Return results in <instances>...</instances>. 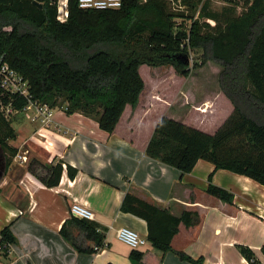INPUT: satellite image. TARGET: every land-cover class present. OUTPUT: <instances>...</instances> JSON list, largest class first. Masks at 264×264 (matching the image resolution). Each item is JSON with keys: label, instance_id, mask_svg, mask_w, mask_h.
Segmentation results:
<instances>
[{"label": "trees", "instance_id": "trees-1", "mask_svg": "<svg viewBox=\"0 0 264 264\" xmlns=\"http://www.w3.org/2000/svg\"><path fill=\"white\" fill-rule=\"evenodd\" d=\"M213 3L122 0L118 9L99 10L82 9L79 0H68L69 16L61 22L58 0H0V64L23 78L34 101L64 109L68 115L82 114L112 135L127 106L137 107L145 91L142 66H173L189 78L190 67L177 58L198 51L195 69L208 62L221 67L219 86L232 103L233 113L213 135L163 117L146 155L184 175L193 172L200 160L207 161L215 171L227 170L264 186V0H243L245 8L240 14L239 2L221 13L213 9ZM8 106L21 113L28 100L0 86L1 171H7L19 153L11 145L17 133L12 117L3 110ZM29 170L36 176L38 171L47 172L41 181L49 188L58 186L63 174L61 164L44 166L37 161ZM68 171L74 179L77 170L69 167ZM209 181V196L234 203L233 194L215 186L212 176ZM121 211L145 221L148 242L165 254L174 251L172 242L182 224L199 223L197 212L176 217L131 193ZM106 233L98 223L74 216L61 230L77 252L88 254L104 247ZM1 243H16L9 227L2 231ZM241 252L251 264H260L249 249ZM178 255L192 264H204L203 259ZM143 257L137 250L131 254L134 264H142Z\"/></svg>", "mask_w": 264, "mask_h": 264}, {"label": "crops", "instance_id": "crops-1", "mask_svg": "<svg viewBox=\"0 0 264 264\" xmlns=\"http://www.w3.org/2000/svg\"><path fill=\"white\" fill-rule=\"evenodd\" d=\"M58 2L59 7L68 5V0ZM188 94L180 95L189 102H181L182 96H178L179 107L190 103ZM216 94V104L223 101L227 105L226 119L233 113V105L220 88ZM156 96L154 93L145 101L141 96L137 107L127 106L112 135L102 131L97 121L79 113L68 115L59 108L50 127L34 122L33 112L11 116L18 136L11 145L19 153L0 182V242L2 231L9 227L16 243L8 253L0 251V264H134L133 249L117 238V230L126 227L147 239L148 229L145 221L121 211L129 193L176 217L186 211L199 215L197 225L180 226L172 242L173 252L162 253L150 242L137 250L144 254L142 264H192L182 260L180 252L194 260L203 259L204 264H251L242 248L264 264V186L227 170L215 171L213 164L203 160L184 175L149 158L147 146L163 117L198 128L189 121V111L186 119L178 117L168 101H157ZM207 102L204 99L198 104L203 109ZM212 118L197 117L200 123ZM33 161L44 166L61 164L60 184L47 187L41 181L47 172L38 171L36 176L29 170ZM69 167L77 170L74 179L69 177ZM210 176L215 186L234 195L233 204L206 193ZM74 204L90 210L93 222L107 229L105 245L95 254L77 252L61 234Z\"/></svg>", "mask_w": 264, "mask_h": 264}, {"label": "rangeland", "instance_id": "rangeland-1", "mask_svg": "<svg viewBox=\"0 0 264 264\" xmlns=\"http://www.w3.org/2000/svg\"><path fill=\"white\" fill-rule=\"evenodd\" d=\"M212 1L214 2L213 9L219 13L223 12L229 7H232L234 2L233 0ZM173 5L174 7L181 8L182 10L186 9V7H179L176 3H173ZM237 7V13L240 14L245 8V5L241 1ZM198 14L199 13H197L196 18L198 17ZM209 24L213 26L210 22ZM199 54L200 52L198 51L189 53V57L191 59L189 69L191 70V75L189 78L181 76L173 66H164L158 68L142 66L140 73L145 82V91L142 97L144 98L143 101H145L147 98H150L152 94L157 93L158 96H156L157 98L155 99L163 103H167L168 101V103H170L174 108V111L178 117L186 119V112L189 111L190 118H192L189 121L193 120V125L198 127L197 129L213 135L222 127V125L225 123L223 121H226L232 113L228 118L225 119L224 117L227 115L226 103L222 101L220 102L221 104H216V93L220 88L219 74L221 72V67L215 62H208L202 68L195 69L194 64L200 60ZM184 92L189 93L188 95L190 103H187L185 108H181L176 104V101L178 100V96L180 94H184ZM180 97L181 98L179 100L181 102H189L188 98H186L184 95H180ZM204 99H208V104L207 106L203 105L202 109L200 108V104H198V102ZM181 102L180 105L182 104ZM201 110L203 112H201ZM199 115L215 118H212L207 122L201 121L200 123V118L197 119ZM15 146L17 145L15 144ZM15 164L16 165L14 166L17 167L18 164Z\"/></svg>", "mask_w": 264, "mask_h": 264}, {"label": "built area", "instance_id": "built-area-1", "mask_svg": "<svg viewBox=\"0 0 264 264\" xmlns=\"http://www.w3.org/2000/svg\"><path fill=\"white\" fill-rule=\"evenodd\" d=\"M236 2H243V0H233ZM80 7L82 9H118L122 6V0H79ZM65 6L64 17H61V6L59 7L58 20L66 22L69 16L68 5ZM213 26L215 22L208 20ZM0 86L9 94L20 95L28 100V106L23 111L33 112V121L40 122L43 127H50L54 122V111L57 109L51 108L47 104H42L32 99L29 92V86L24 82L23 78L19 76L15 71L11 70L8 65L0 64ZM6 116L11 117L17 114L11 106L3 108ZM21 161H27L26 157H20ZM72 216L82 219L93 221L94 215L87 208L74 204L71 208ZM117 238L131 247L133 250H139L148 244V240L142 238L137 232L126 227H121L117 230ZM11 245H4L0 242V251L9 249ZM97 251L101 249L95 248Z\"/></svg>", "mask_w": 264, "mask_h": 264}, {"label": "water", "instance_id": "water-1", "mask_svg": "<svg viewBox=\"0 0 264 264\" xmlns=\"http://www.w3.org/2000/svg\"><path fill=\"white\" fill-rule=\"evenodd\" d=\"M181 59L184 62V65L186 67H190L191 59H190V57L188 55L184 54V55H182V57H178L177 58V60H181ZM3 177H4V172L0 170V182L3 179Z\"/></svg>", "mask_w": 264, "mask_h": 264}, {"label": "bare ground", "instance_id": "bare-ground-1", "mask_svg": "<svg viewBox=\"0 0 264 264\" xmlns=\"http://www.w3.org/2000/svg\"><path fill=\"white\" fill-rule=\"evenodd\" d=\"M65 14V6L61 5V17H64Z\"/></svg>", "mask_w": 264, "mask_h": 264}]
</instances>
